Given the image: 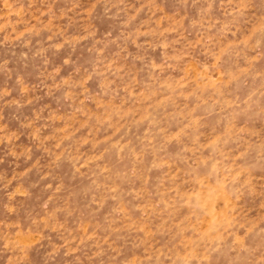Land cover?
<instances>
[{
    "label": "rangeland",
    "instance_id": "374dc122",
    "mask_svg": "<svg viewBox=\"0 0 264 264\" xmlns=\"http://www.w3.org/2000/svg\"><path fill=\"white\" fill-rule=\"evenodd\" d=\"M259 4L0 0V264H264Z\"/></svg>",
    "mask_w": 264,
    "mask_h": 264
},
{
    "label": "clouds",
    "instance_id": "9594fccd",
    "mask_svg": "<svg viewBox=\"0 0 264 264\" xmlns=\"http://www.w3.org/2000/svg\"><path fill=\"white\" fill-rule=\"evenodd\" d=\"M253 5L248 4V7H252ZM259 9L262 12V17H264V0H260V4L258 5ZM5 248H8L6 245L4 246ZM13 247H17L16 245H13ZM22 257L20 256H14L11 257L8 261L7 264H21Z\"/></svg>",
    "mask_w": 264,
    "mask_h": 264
}]
</instances>
